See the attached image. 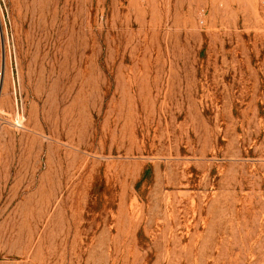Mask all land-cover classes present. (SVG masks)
<instances>
[{"label":"rangeland","instance_id":"374dc122","mask_svg":"<svg viewBox=\"0 0 264 264\" xmlns=\"http://www.w3.org/2000/svg\"><path fill=\"white\" fill-rule=\"evenodd\" d=\"M0 264H264V0H0Z\"/></svg>","mask_w":264,"mask_h":264},{"label":"trees","instance_id":"16d2710c","mask_svg":"<svg viewBox=\"0 0 264 264\" xmlns=\"http://www.w3.org/2000/svg\"><path fill=\"white\" fill-rule=\"evenodd\" d=\"M150 171H151V168H148V169L146 170V172H145V175H144V177H146V176H147V174H149V173H150Z\"/></svg>","mask_w":264,"mask_h":264},{"label":"water","instance_id":"95a60500","mask_svg":"<svg viewBox=\"0 0 264 264\" xmlns=\"http://www.w3.org/2000/svg\"><path fill=\"white\" fill-rule=\"evenodd\" d=\"M3 69H4V64H3ZM3 74V73H2ZM1 87H2V81H1Z\"/></svg>","mask_w":264,"mask_h":264}]
</instances>
